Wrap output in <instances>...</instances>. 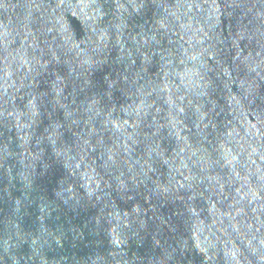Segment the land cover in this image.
I'll return each instance as SVG.
<instances>
[{
  "label": "water",
  "instance_id": "obj_1",
  "mask_svg": "<svg viewBox=\"0 0 264 264\" xmlns=\"http://www.w3.org/2000/svg\"><path fill=\"white\" fill-rule=\"evenodd\" d=\"M0 264H264V0H0Z\"/></svg>",
  "mask_w": 264,
  "mask_h": 264
}]
</instances>
